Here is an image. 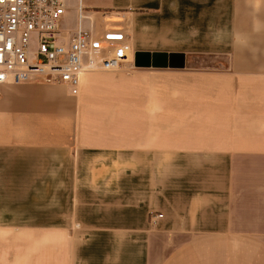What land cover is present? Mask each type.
Returning <instances> with one entry per match:
<instances>
[{"label": "crops", "instance_id": "1", "mask_svg": "<svg viewBox=\"0 0 264 264\" xmlns=\"http://www.w3.org/2000/svg\"><path fill=\"white\" fill-rule=\"evenodd\" d=\"M79 1L65 0L70 33ZM94 1L82 0L94 44L133 48L122 70L84 74L78 94L0 85V264L81 261L74 218L2 223L3 181L41 180L43 197L57 181L75 207L82 182L110 179L123 219L106 227L138 230L123 257L136 244L141 264H264V0ZM137 51L181 53L185 65L138 66ZM195 54L229 61L211 69Z\"/></svg>", "mask_w": 264, "mask_h": 264}, {"label": "built area", "instance_id": "2", "mask_svg": "<svg viewBox=\"0 0 264 264\" xmlns=\"http://www.w3.org/2000/svg\"><path fill=\"white\" fill-rule=\"evenodd\" d=\"M66 9L65 0H0V85L36 80L65 84L78 94L84 74L116 71L128 61V40L109 48L94 44L82 0L72 33L60 26Z\"/></svg>", "mask_w": 264, "mask_h": 264}, {"label": "rangeland", "instance_id": "3", "mask_svg": "<svg viewBox=\"0 0 264 264\" xmlns=\"http://www.w3.org/2000/svg\"><path fill=\"white\" fill-rule=\"evenodd\" d=\"M103 0H95L101 2ZM105 1V0H104ZM111 10V9H110ZM113 11V10H112ZM114 11H122L121 8ZM74 13L66 17L65 26L74 23ZM34 39V47H35ZM194 62H202L212 68L222 67L229 61L227 55H194ZM122 70V67L116 71ZM168 140L167 134L164 136ZM30 156H48L52 163L58 161L59 154H38L32 153ZM36 167V166H35ZM58 165L51 164L52 173L57 172ZM47 166L40 165L46 170ZM87 185H84V184ZM41 180L23 181H3L2 197V223L30 225L33 223L47 221H58L62 217H69L75 220V229L71 231L81 241V261L80 264H141L137 259L138 246H130V254L123 257V248H127L128 243H133L132 236L138 230H124L121 227H106L122 225L123 214L121 212V181L120 179H110L108 182H99L97 189L89 188V182H82V188L77 193L79 201L75 207L68 204L69 197H58L57 188L53 186L57 181L50 182L49 197H43V185ZM47 184V182H46ZM47 193V192H46ZM66 200V207L60 203ZM71 220V219H70ZM126 232V234H123ZM129 239V240H128ZM125 253V252H124Z\"/></svg>", "mask_w": 264, "mask_h": 264}, {"label": "water", "instance_id": "4", "mask_svg": "<svg viewBox=\"0 0 264 264\" xmlns=\"http://www.w3.org/2000/svg\"><path fill=\"white\" fill-rule=\"evenodd\" d=\"M184 60L185 57L181 53H172V54H165V53H149V52H142L137 51L135 53V63L138 66H170L181 68L184 67Z\"/></svg>", "mask_w": 264, "mask_h": 264}]
</instances>
